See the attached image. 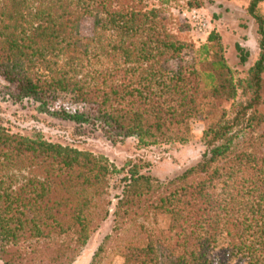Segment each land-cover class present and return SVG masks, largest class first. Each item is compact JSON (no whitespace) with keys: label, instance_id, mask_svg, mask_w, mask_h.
Returning <instances> with one entry per match:
<instances>
[{"label":"trees","instance_id":"trees-1","mask_svg":"<svg viewBox=\"0 0 264 264\" xmlns=\"http://www.w3.org/2000/svg\"><path fill=\"white\" fill-rule=\"evenodd\" d=\"M158 1L0 0V77L15 98L113 142L136 137L140 147L187 143L201 122L205 145L194 165L161 180L142 160L117 171L90 152L0 125L3 264H72L111 216L116 231L151 216L167 223L134 225L118 245L123 264H208L215 249L264 264V0L248 7L260 55L241 80L216 30L196 46L172 29L171 0ZM235 48L245 63L248 53ZM61 96L94 112L50 107Z\"/></svg>","mask_w":264,"mask_h":264},{"label":"rangeland","instance_id":"rangeland-1","mask_svg":"<svg viewBox=\"0 0 264 264\" xmlns=\"http://www.w3.org/2000/svg\"><path fill=\"white\" fill-rule=\"evenodd\" d=\"M145 2L150 7L162 6L158 0H145ZM250 2L251 0H171L164 9L166 15L172 18V29L178 36L196 46L206 42L209 34L216 30L222 37L227 63L233 71L234 78L241 80L247 77L249 68L260 55L261 35L258 32V23L248 13ZM192 11H196L199 18L193 19ZM257 13L264 19V2L257 6ZM81 28L84 34H89L92 20H84ZM237 43L248 53L245 63H241L235 48ZM16 95H18L16 86L0 77V125L26 135L38 133L48 141L90 152L108 162L117 171L129 160H142L150 163L149 173L152 176L164 180L194 165L205 150L202 140L204 125L201 122L193 124L192 136L187 143L140 147L136 137L113 142L100 129L43 113L38 110L39 103L17 99ZM49 104L56 109L63 107L69 112H74L76 109L94 112L92 107L83 108L84 105L75 104L67 96H61L57 101ZM120 177L121 174L118 172L110 177L112 198L118 192L115 185ZM136 224L151 228L167 225L162 216L158 218L151 216L146 220L139 218L135 224H128L132 226L116 231L117 223L111 216L91 235L72 264H123L118 245L131 238L134 234L133 226ZM107 236L110 238L106 239ZM208 258L210 260L208 264H244L243 260L231 256L224 249H215ZM0 264L3 262L0 261Z\"/></svg>","mask_w":264,"mask_h":264},{"label":"built area","instance_id":"built-area-1","mask_svg":"<svg viewBox=\"0 0 264 264\" xmlns=\"http://www.w3.org/2000/svg\"><path fill=\"white\" fill-rule=\"evenodd\" d=\"M191 17H192L193 19H197V18H199V16L196 15V11H192Z\"/></svg>","mask_w":264,"mask_h":264}]
</instances>
